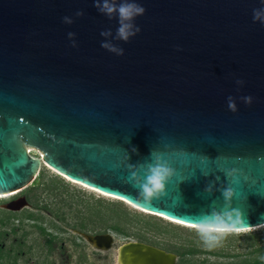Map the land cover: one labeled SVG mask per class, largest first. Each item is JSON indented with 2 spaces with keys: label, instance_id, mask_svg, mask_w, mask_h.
Instances as JSON below:
<instances>
[{
  "label": "water",
  "instance_id": "obj_1",
  "mask_svg": "<svg viewBox=\"0 0 264 264\" xmlns=\"http://www.w3.org/2000/svg\"><path fill=\"white\" fill-rule=\"evenodd\" d=\"M136 2L146 10L134 21L141 31L125 43L118 17L99 13L95 0H0V195L27 190L50 167L189 225L212 201L223 205L220 190L235 169L233 207L245 231L264 227V15L253 19L264 0ZM106 30L112 35L101 36ZM153 151L175 174L147 207L129 175L142 182ZM25 205L20 198L8 209ZM171 257L134 244L126 264Z\"/></svg>",
  "mask_w": 264,
  "mask_h": 264
},
{
  "label": "rangeland",
  "instance_id": "obj_2",
  "mask_svg": "<svg viewBox=\"0 0 264 264\" xmlns=\"http://www.w3.org/2000/svg\"><path fill=\"white\" fill-rule=\"evenodd\" d=\"M28 189L0 198V264H119L127 244L170 254L173 264H264V227L232 234L209 250L190 227L139 211L50 167L30 193L35 205ZM20 198L24 208L8 209ZM89 236H110V248L96 247Z\"/></svg>",
  "mask_w": 264,
  "mask_h": 264
},
{
  "label": "clouds",
  "instance_id": "obj_3",
  "mask_svg": "<svg viewBox=\"0 0 264 264\" xmlns=\"http://www.w3.org/2000/svg\"><path fill=\"white\" fill-rule=\"evenodd\" d=\"M95 8L99 13L105 15L108 19L118 17L119 27L116 32V38L128 42L131 38L135 37L141 29L135 25L134 21L137 17H141L145 14V8L142 7L136 0H95ZM76 17L84 15L82 11L75 13ZM264 15V9H254L253 19L256 21ZM63 22L71 25L74 21L70 17H64ZM101 36L112 35L111 30L102 31ZM74 33H68L70 40H73ZM72 47H76L73 40ZM101 47L117 54V56H123L124 50L122 48L113 47L109 43H101ZM246 104L252 103V97H243ZM229 110L235 112L236 106L232 97L228 99ZM133 151L137 149L133 148ZM183 155V153H181ZM151 161L146 165H141L145 169L142 182H136L137 174L135 172L130 173L129 182L137 189V198L141 200L142 204L147 207H151L154 201L167 195L166 186L170 179L174 176V169L168 165L165 159V154L161 152H151ZM260 159V158H258ZM235 169L226 172V177L230 179V184L220 190L223 198V205L218 207L217 202L214 200L209 206L210 211H201L198 215L191 218L192 222L188 227L193 229L201 240L205 248L212 250L222 247L226 238L232 234L245 231L249 227L246 226V220L243 213L233 207L232 201L235 198L234 189L231 183H239L235 177ZM211 193L212 187L209 186L205 190Z\"/></svg>",
  "mask_w": 264,
  "mask_h": 264
},
{
  "label": "bare ground",
  "instance_id": "obj_4",
  "mask_svg": "<svg viewBox=\"0 0 264 264\" xmlns=\"http://www.w3.org/2000/svg\"><path fill=\"white\" fill-rule=\"evenodd\" d=\"M78 184V183H77ZM84 186V185H83ZM86 187V186H85ZM89 188V187H87ZM91 189V188H90ZM93 191H96L99 193V191L95 190V189H92ZM19 194L18 193H14V194H8V195H0V198H8V197H12V196H15ZM102 194V193H101ZM104 196H107V197H111L110 195H105L103 194ZM137 209V208H136ZM139 210V209H138ZM141 211V210H140ZM142 212H145V213H148L147 211H142ZM161 216V215H159ZM162 217V216H161ZM166 218V217H164ZM167 219V218H166ZM169 221L171 222H174L175 220H172V219H168ZM174 223H177V224H180L178 223V221L174 222ZM182 225H186L188 226V224H185V223H182ZM91 237V236H89ZM110 237V236H109ZM108 236H105L103 238H90V240L96 245V247L98 248H107L110 246V242H111V239L109 238ZM110 248V247H109ZM134 249V244H127L123 247H121L120 249V252H119V256H118V260H119V264H126V258L129 257L131 255V251ZM172 262L173 261V257H171V259L169 260V262ZM175 262V261H174Z\"/></svg>",
  "mask_w": 264,
  "mask_h": 264
},
{
  "label": "trees",
  "instance_id": "obj_5",
  "mask_svg": "<svg viewBox=\"0 0 264 264\" xmlns=\"http://www.w3.org/2000/svg\"><path fill=\"white\" fill-rule=\"evenodd\" d=\"M39 178L40 177H38L37 179H36V181L32 184V187L30 188V189H28V191L26 192V194H27V196H28V200H29V202L33 205L34 204V202H32L31 201V197H30V193L32 192V190L35 188V186L39 183ZM35 205V204H34ZM162 219V218H161Z\"/></svg>",
  "mask_w": 264,
  "mask_h": 264
}]
</instances>
